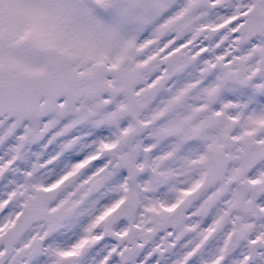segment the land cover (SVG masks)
Instances as JSON below:
<instances>
[{
  "label": "snow or ice",
  "instance_id": "obj_1",
  "mask_svg": "<svg viewBox=\"0 0 264 264\" xmlns=\"http://www.w3.org/2000/svg\"><path fill=\"white\" fill-rule=\"evenodd\" d=\"M0 264H264V0H0Z\"/></svg>",
  "mask_w": 264,
  "mask_h": 264
}]
</instances>
